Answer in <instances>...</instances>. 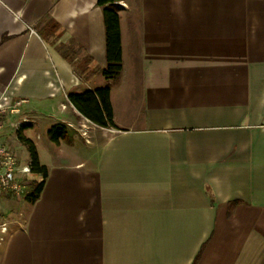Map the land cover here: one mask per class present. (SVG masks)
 <instances>
[{
  "label": "crops",
  "instance_id": "crops-1",
  "mask_svg": "<svg viewBox=\"0 0 264 264\" xmlns=\"http://www.w3.org/2000/svg\"><path fill=\"white\" fill-rule=\"evenodd\" d=\"M119 3L107 80L98 0H0V103L23 101L3 134L30 121L39 153L67 129L25 222L4 205L0 264H264V0ZM106 85L116 128L69 100Z\"/></svg>",
  "mask_w": 264,
  "mask_h": 264
},
{
  "label": "trees",
  "instance_id": "trees-1",
  "mask_svg": "<svg viewBox=\"0 0 264 264\" xmlns=\"http://www.w3.org/2000/svg\"><path fill=\"white\" fill-rule=\"evenodd\" d=\"M121 0H98V5L103 8L104 23L106 29V58L107 67L103 74L107 80H115L122 71V51H121V29L120 17L117 13V3ZM58 27L57 25H53ZM63 56L69 58V53L63 52ZM72 61V60H71ZM91 61V58L85 59V63ZM69 100L73 106L89 121L102 128H116L113 120V108L110 100L109 85L98 87L94 90H87L78 94H70ZM31 127L30 124L22 125L17 130V139L20 143L27 146L30 153V162L33 171L43 176L39 183H32L31 193L26 200L34 203L40 196L44 187V180L47 177L48 170L39 160V155L34 142L26 137L24 130ZM50 141L55 144L67 137V129L63 125H54L48 130Z\"/></svg>",
  "mask_w": 264,
  "mask_h": 264
},
{
  "label": "built area",
  "instance_id": "built-area-1",
  "mask_svg": "<svg viewBox=\"0 0 264 264\" xmlns=\"http://www.w3.org/2000/svg\"><path fill=\"white\" fill-rule=\"evenodd\" d=\"M121 3H117L120 8ZM23 101L17 100L11 104L0 103V232L3 235L9 232V221L4 205L10 200H24L30 195L32 183H39L41 175L33 171L31 162L22 165L11 145L5 141L3 130L7 125L9 116L20 113ZM31 124L30 121L11 123L10 126L17 131L22 125ZM3 237L1 238V241Z\"/></svg>",
  "mask_w": 264,
  "mask_h": 264
},
{
  "label": "rangeland",
  "instance_id": "rangeland-1",
  "mask_svg": "<svg viewBox=\"0 0 264 264\" xmlns=\"http://www.w3.org/2000/svg\"><path fill=\"white\" fill-rule=\"evenodd\" d=\"M72 56V55H71ZM72 58L76 59L77 57L72 56ZM12 118V117H10ZM35 132L40 133V135L44 138V141H42L40 143V147H39V153L41 154V158H43L44 161H49L51 160V151H46L43 148V143L46 142L45 140H47L48 134H45V130L43 128L41 129H37ZM5 141L7 143H9L12 147V149L15 151L17 157L19 158L20 162L22 163V165H27L30 163V153L29 150L27 148V146H25L24 144L20 143L19 140L17 139V133L15 128H8V130L5 132V134H3ZM36 136V133H35ZM50 140V139H49ZM37 149V147H36ZM91 148H89L86 144L84 139H81L79 141L74 140L68 143V145H66V152H69L71 154H74L75 156H84L86 154V152L89 150L90 151ZM38 152V150H37ZM38 153V155H39ZM40 160V159H39ZM41 163V162H40ZM24 200H11L10 202L14 204L13 209H11V212L13 213V220H19V223H24L27 213L28 211L23 208V202Z\"/></svg>",
  "mask_w": 264,
  "mask_h": 264
}]
</instances>
